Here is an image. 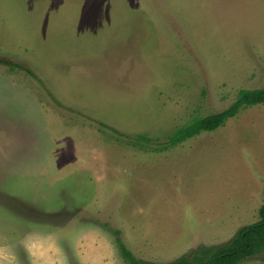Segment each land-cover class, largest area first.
<instances>
[{
  "label": "rangeland",
  "instance_id": "rangeland-1",
  "mask_svg": "<svg viewBox=\"0 0 264 264\" xmlns=\"http://www.w3.org/2000/svg\"><path fill=\"white\" fill-rule=\"evenodd\" d=\"M260 88L264 0H0V264H130L120 244L169 264L229 242L264 202V147L241 137L264 141V105L160 145Z\"/></svg>",
  "mask_w": 264,
  "mask_h": 264
},
{
  "label": "trees",
  "instance_id": "trees-1",
  "mask_svg": "<svg viewBox=\"0 0 264 264\" xmlns=\"http://www.w3.org/2000/svg\"><path fill=\"white\" fill-rule=\"evenodd\" d=\"M28 75L32 73L21 66ZM257 105H264V88L260 89H242L239 91L236 100L229 108L213 113L202 118H195L188 124L175 130L173 135L167 137L161 149L180 145L188 139L194 138L203 132H213L224 126L230 119L235 118L241 111ZM142 140L151 142L146 136H140ZM161 151V150H158ZM259 221L243 227L226 244L221 246H200L193 255L192 260L186 257H180L169 264H240L243 261L261 254L264 251V202L260 207ZM123 257L130 264H149L137 259L123 244H120Z\"/></svg>",
  "mask_w": 264,
  "mask_h": 264
},
{
  "label": "crops",
  "instance_id": "crops-1",
  "mask_svg": "<svg viewBox=\"0 0 264 264\" xmlns=\"http://www.w3.org/2000/svg\"><path fill=\"white\" fill-rule=\"evenodd\" d=\"M236 118V117H235ZM234 118L230 119V120H233ZM242 137V140L243 142L245 141H250L251 143V146H254L255 145V148L257 147L258 148H261V147H264V141L262 138L258 137V136H252V137H245V136H241ZM234 141V140H233ZM262 141V142H261ZM261 142V143H259ZM258 143V144H257ZM257 144V145H256ZM211 147H207L206 149L209 150ZM186 149V148H185ZM198 149H201V148H198ZM264 155V150L261 152V151H258V153H255V160L258 161V164L257 165H260V160L264 157H262ZM216 167V166H215ZM218 168V167H217ZM216 168V169H217ZM216 169H215V173L213 174L214 176L216 175ZM218 170V169H217ZM251 187H254V185H251ZM254 194V193H251L247 196V198L244 200V203H249L250 202V197L251 195Z\"/></svg>",
  "mask_w": 264,
  "mask_h": 264
}]
</instances>
